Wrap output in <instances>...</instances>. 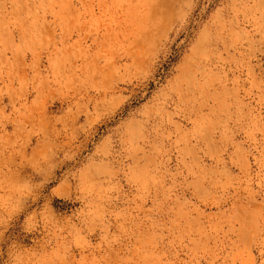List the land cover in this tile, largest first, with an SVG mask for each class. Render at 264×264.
Returning <instances> with one entry per match:
<instances>
[{
    "label": "rangeland",
    "instance_id": "374dc122",
    "mask_svg": "<svg viewBox=\"0 0 264 264\" xmlns=\"http://www.w3.org/2000/svg\"><path fill=\"white\" fill-rule=\"evenodd\" d=\"M0 264H264V0H0Z\"/></svg>",
    "mask_w": 264,
    "mask_h": 264
}]
</instances>
